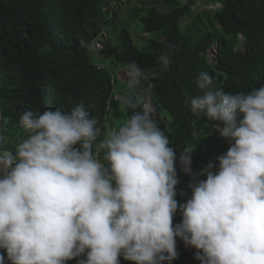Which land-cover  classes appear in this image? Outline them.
<instances>
[{
	"label": "clouds",
	"instance_id": "1",
	"mask_svg": "<svg viewBox=\"0 0 264 264\" xmlns=\"http://www.w3.org/2000/svg\"><path fill=\"white\" fill-rule=\"evenodd\" d=\"M158 62L168 70L166 52ZM144 77L135 62L128 65L131 94L114 98L123 111L139 110L100 141L102 160L93 152L99 121L82 103L70 111L25 110L27 136L14 151L0 135V264H120L121 257L171 264L177 237L201 264H264V85L247 93L213 90L212 77L198 74L190 111L222 124L229 147L201 169L180 203L177 154ZM192 152L184 147L179 155L186 175Z\"/></svg>",
	"mask_w": 264,
	"mask_h": 264
},
{
	"label": "trees",
	"instance_id": "2",
	"mask_svg": "<svg viewBox=\"0 0 264 264\" xmlns=\"http://www.w3.org/2000/svg\"><path fill=\"white\" fill-rule=\"evenodd\" d=\"M124 2L0 0V121L21 130L20 116L25 110L42 114L63 106L70 111L82 103L99 121L101 133L93 152L102 160L104 150L99 143L109 132L110 109L117 107L123 121L139 109L121 110L114 98L115 89H120L117 74L98 65V60L113 61L120 70L135 62L145 74L142 87L152 89L150 102L159 127L177 154L180 184L176 198L182 203L186 196L179 191L185 190L190 197L187 185L192 174L216 163V157L229 147L218 130L222 124L190 111L189 99L200 94L196 78L207 72L213 90L232 93H247L264 85V0H148L133 7L147 35L143 49L125 27L114 31L116 40L111 38L118 20L113 7ZM158 5L172 10L159 11ZM205 6L217 8L203 11ZM105 36L110 37L105 41ZM101 41L103 49L95 51L94 45ZM165 52L170 65L161 71L158 60ZM14 145L7 139L5 148L14 151ZM184 147L193 149V173L187 175L179 171ZM180 217L178 210L173 223L180 222ZM195 252L193 247L188 251L178 247V258L171 264H201ZM77 259L67 264H77ZM120 264L135 262L121 257Z\"/></svg>",
	"mask_w": 264,
	"mask_h": 264
},
{
	"label": "rangeland",
	"instance_id": "3",
	"mask_svg": "<svg viewBox=\"0 0 264 264\" xmlns=\"http://www.w3.org/2000/svg\"><path fill=\"white\" fill-rule=\"evenodd\" d=\"M148 1V0H126V2H124L121 5L118 6H114L113 9L116 11L117 15H118V20L114 23L113 25V32L111 33V38L113 40L117 39V32L114 33L115 30H119V28H127L135 41V44L138 46V48L143 49L146 45V41H147V35L142 33V27L139 23V18L141 15H137L136 12L133 11V7H135L136 5L142 6L144 5V3ZM120 8V10L118 9ZM156 8L159 11H170L172 10V8L164 6V5H158L156 6ZM217 8V6H205L202 10L206 11L208 10H215ZM113 15V14H112ZM187 26V24H185V27ZM110 36H105L104 40L106 41ZM153 38H156V35L153 36ZM103 40V41H104ZM101 43H103L101 41ZM96 51L99 52V48L96 46ZM212 58V56H211ZM98 65L103 66L105 68H107L108 70L113 69V71L117 74L116 77L117 79H119L120 83L117 85V88L120 89H115V93L116 96L117 95H123L125 93H127V86L124 85L122 82H126V72L127 70H120V68H118L116 66V64L113 61H99L98 60ZM122 81V82H121ZM1 120V119H0ZM121 120L123 121V118H121L119 116V109L117 107H112L110 109L109 112V132L116 130L120 124H121ZM0 135H4L6 140L8 139L9 141H11V143L13 144H17L19 142H21L23 139L26 138L27 133L24 129H19L17 130L14 127H6L3 126V124L0 121ZM190 167H192L190 165ZM193 173V172H191ZM198 175H193L192 174V178H191V182L197 178ZM199 178H201V176H199ZM189 198V195L186 196L185 200L182 201L185 202L186 199ZM181 220V217L179 219V221ZM178 247H183L184 250H191V247H187L185 246V244L183 243L182 240H179L177 242V251H178ZM166 261L163 262V264Z\"/></svg>",
	"mask_w": 264,
	"mask_h": 264
},
{
	"label": "built area",
	"instance_id": "4",
	"mask_svg": "<svg viewBox=\"0 0 264 264\" xmlns=\"http://www.w3.org/2000/svg\"><path fill=\"white\" fill-rule=\"evenodd\" d=\"M112 1H116V0H112ZM113 4H115V2L113 3ZM96 46L100 49L99 51H101L102 49H103V43H97V44H95L94 45V50L96 51ZM214 53V54H213ZM215 53H216V49H214L213 51H212V54H213V57H212V60L214 59V57H215Z\"/></svg>",
	"mask_w": 264,
	"mask_h": 264
},
{
	"label": "crops",
	"instance_id": "5",
	"mask_svg": "<svg viewBox=\"0 0 264 264\" xmlns=\"http://www.w3.org/2000/svg\"><path fill=\"white\" fill-rule=\"evenodd\" d=\"M191 161H192V158H191Z\"/></svg>",
	"mask_w": 264,
	"mask_h": 264
}]
</instances>
